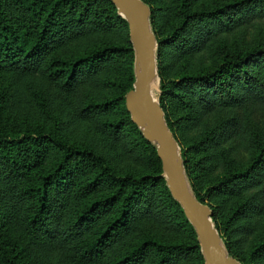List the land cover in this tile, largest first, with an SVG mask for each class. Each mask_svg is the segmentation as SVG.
Masks as SVG:
<instances>
[{
  "label": "trees",
  "instance_id": "16d2710c",
  "mask_svg": "<svg viewBox=\"0 0 264 264\" xmlns=\"http://www.w3.org/2000/svg\"><path fill=\"white\" fill-rule=\"evenodd\" d=\"M195 1L173 0L178 19L165 34L158 31L147 4L157 43L158 105L171 133L192 132L201 122L194 116L215 107H233L247 96L264 101V43L226 53L203 73L164 77L174 56L197 53L232 27L264 23V0L209 6H195ZM114 29L122 31V44L69 47L95 32ZM132 54L126 22L110 0H0V72L37 74L54 83L69 94L78 117H96L98 129L118 141L125 154L156 169L139 175L118 171L103 153L69 139L63 132L66 120L59 114L50 125L18 115L11 110L14 106L6 105L0 88V264H40L35 259L42 254H53L55 260L61 254L70 264H203L195 233L159 176L153 145L125 109L124 94L134 79ZM107 62H118L115 76L101 75ZM253 62L257 65L251 66ZM94 75L109 95L91 96L85 84ZM187 85L193 90L184 100ZM26 89L44 109L40 93L30 84ZM174 105L179 110L176 125L167 112ZM228 127L223 121L202 131L193 144L182 143L181 157L193 180L210 163L221 170L207 193L241 196L220 220L211 214L224 246L237 258L235 250L251 231L246 220L264 217L257 216L264 208V138L251 129L249 162L232 166L223 159L219 168L226 148L218 154L208 149L228 136ZM194 197L204 202L202 194ZM154 224L184 232V237L160 239L149 233ZM256 251L264 255V239L251 246L250 253Z\"/></svg>",
  "mask_w": 264,
  "mask_h": 264
},
{
  "label": "rangeland",
  "instance_id": "374dc122",
  "mask_svg": "<svg viewBox=\"0 0 264 264\" xmlns=\"http://www.w3.org/2000/svg\"><path fill=\"white\" fill-rule=\"evenodd\" d=\"M145 1L150 7L153 8V16L157 20V29L159 32L165 34L169 27H173L177 23L178 18L174 16L172 9L173 0H167V3L163 2L162 0ZM226 1L230 0H196L195 6H200L201 4L209 6L211 4L224 3ZM147 4L146 6L148 7ZM122 42V31L119 29H114L108 32H95L90 36L81 38L76 42H72L69 47L84 48L86 45H92L94 43L122 44ZM263 43L264 23L251 22L248 24H243L242 26L232 27L230 30L218 34L199 52L174 56L173 59L170 60V62H172L170 64L171 69L164 71V77L177 79L179 76L203 73L213 68V66H215L220 61L222 55L231 52H239L243 48ZM156 49L157 43L155 48V68L151 78V91L154 99L158 103L160 89L159 76L156 66ZM256 65L257 63L253 62L251 66ZM134 68V56L132 54L131 71L133 75ZM118 69V62H107L101 69V75L104 74L105 76H115ZM95 77L96 75H94V78L90 79V81L85 84L91 96L93 98L100 99L103 95H109L108 93L103 94L106 91L98 83V78ZM26 84L32 85L35 90L40 93L44 102V109H41L36 103L35 99L30 96V92H28V89H26ZM0 88L3 89L6 105L9 106L10 104L11 106H14V108L11 110L18 115L25 113L26 117L29 119H36L45 122L44 124L46 125H50L53 123V118H58L57 114H59L61 119L66 120V126L63 127V132L69 139L86 144L96 151L103 153L108 158L111 165L114 166V168L118 171H127L135 175L146 174L150 172L154 173L156 171L155 167L151 166L149 163L135 159L133 156L125 154L118 141L111 140L108 135L102 133L98 129L99 127L96 123V117H78L72 107L69 94L59 91L54 83L43 79L41 76L37 74H18L14 71L0 72ZM185 90L186 92H184L183 96L184 100L191 97L190 92L193 89L191 86L187 85ZM184 105L186 107L187 103H184ZM189 105L191 108L192 103ZM178 111L179 110L175 107V105L167 109L170 120L174 125H176V114ZM197 116H200L201 122L197 123L195 129L192 132L191 130H186L182 132L171 133L177 144L176 155L181 159V161H183L181 157L182 143H186L185 145H190L192 142L193 144V142L199 138L198 135L201 134L202 131H205V129L211 128V126L219 124L223 121H227L229 124L228 136L225 137L218 146L208 149V151L218 154L221 149L226 148V155L221 157V160L218 164L219 168L223 159L231 163L232 166H244L249 162L251 157V148L249 143L251 129L255 130L261 139L264 138V101H256L253 98L247 96V98H245L244 101L238 105L233 107L218 106L211 111L203 112L201 115H195L194 117L196 118ZM244 122L245 130H242ZM181 127L187 129V127L184 125ZM160 171L161 172L159 173V176L162 177L164 181L163 183L166 186L165 178L161 168ZM200 171L201 175L199 178H197V180L188 178L184 171L187 185L193 195L197 193L199 195L202 194L205 197L203 204L209 208L211 214L213 212L216 214V216H218V218H216L217 220H220L222 213L226 210L229 204L233 205L237 203L241 196L234 193H229L223 196L207 193V188L215 182V180L220 175L221 170L210 163V167H205L200 169ZM263 213L264 208L262 207L258 213L259 215L257 214V216H262ZM211 223L214 227L212 220ZM245 223L249 225L251 231L246 242L235 250V254L238 256L237 258L228 252L224 246L222 238L218 235L216 228L214 229L216 230L222 247L227 255L234 258L238 264H264V255H262L261 252L256 251L250 253L251 246L255 245L259 240L264 239V217L253 218V216H251L250 219H247ZM148 229L150 234L166 241L179 240L184 237V232L173 231L170 228H165V226L161 225H150ZM199 253L202 263L204 264L200 248ZM35 262H39L40 264H70L61 254L57 260H55L53 254H42L41 256L36 257Z\"/></svg>",
  "mask_w": 264,
  "mask_h": 264
},
{
  "label": "water",
  "instance_id": "95a60500",
  "mask_svg": "<svg viewBox=\"0 0 264 264\" xmlns=\"http://www.w3.org/2000/svg\"><path fill=\"white\" fill-rule=\"evenodd\" d=\"M110 1L127 24L134 56V79L131 88L124 94V106L130 121L139 129L141 136L153 145L169 194L191 225L204 264H238L223 249L211 223L209 208L196 200L190 191L182 161L176 155L177 144L152 95L156 41L149 25L148 7L142 0Z\"/></svg>",
  "mask_w": 264,
  "mask_h": 264
},
{
  "label": "bare ground",
  "instance_id": "6f19581e",
  "mask_svg": "<svg viewBox=\"0 0 264 264\" xmlns=\"http://www.w3.org/2000/svg\"><path fill=\"white\" fill-rule=\"evenodd\" d=\"M152 89H153V82H152Z\"/></svg>",
  "mask_w": 264,
  "mask_h": 264
}]
</instances>
